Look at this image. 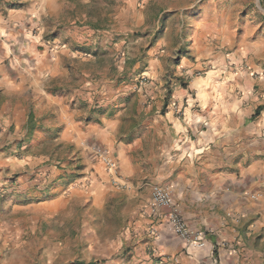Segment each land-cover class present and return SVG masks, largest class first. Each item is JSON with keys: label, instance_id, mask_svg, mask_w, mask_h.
I'll return each instance as SVG.
<instances>
[{"label": "rangeland", "instance_id": "374dc122", "mask_svg": "<svg viewBox=\"0 0 264 264\" xmlns=\"http://www.w3.org/2000/svg\"><path fill=\"white\" fill-rule=\"evenodd\" d=\"M40 1L0 0V56L10 55L1 63L24 73L0 78V264H131L151 227L147 193L164 183L158 173L167 165L158 155L164 139L152 141L158 112L165 113L174 91L195 89L207 72L219 70L207 60L194 69L196 30L206 26L203 41L213 56L225 57L220 71L248 70V44L264 34V0H51L47 18ZM52 54L64 63L44 95L29 70ZM74 104L108 118L131 105V119L119 130L127 135L106 145L112 165L103 161L115 171L120 143L141 139L150 162L148 153H133L132 187L118 182L98 201L90 184L74 190L42 184L38 176L72 154L60 140V118ZM20 178L30 186L21 190Z\"/></svg>", "mask_w": 264, "mask_h": 264}, {"label": "crops", "instance_id": "0c3cea01", "mask_svg": "<svg viewBox=\"0 0 264 264\" xmlns=\"http://www.w3.org/2000/svg\"><path fill=\"white\" fill-rule=\"evenodd\" d=\"M40 2V16L49 17L52 1ZM22 15L23 12L15 16ZM207 30L201 26L194 35L198 41L193 47L198 55L194 69L198 65L203 69L207 60L219 70L207 72L195 83V89L174 91L165 113L158 112L161 122H156L152 139L153 143L164 139L165 146L158 155L167 160L159 172L153 162L154 174L163 173L162 187L170 191L172 204L192 230L205 234L206 245L203 249L187 250L169 230L166 211H152L151 199L147 207L149 234L142 240L146 241L145 247L131 253V264H264V34L257 42L248 44L253 50L249 69L225 73L220 71L225 57L213 56L212 47L202 39ZM41 56L36 57L29 72L47 95L50 92L46 85L55 78V68L61 67L64 59L58 54ZM7 58L10 55L4 52L0 56V78L8 82L10 75L24 77L20 70L14 72L13 65L1 63ZM81 95V99L91 103L90 94ZM187 97L190 98L186 101ZM52 98V102L68 107V100ZM68 109L60 118V140L70 146L72 154L63 166L43 171L38 176L42 184H71L70 188L90 184L98 201L118 182L132 187L136 172L133 153H148L150 162V152L144 151L141 139L120 143L115 171L108 165L106 168L97 154L102 148L108 155L106 145L118 135L126 137L127 132L120 134L119 130L123 121L131 119V105L112 118L106 114L99 116L90 107L87 112L77 104ZM78 168L80 172L73 171ZM77 176L80 178L76 184L70 182ZM20 180L21 190L30 186L26 179ZM56 206L57 202L51 203V207Z\"/></svg>", "mask_w": 264, "mask_h": 264}, {"label": "built area", "instance_id": "2783aa9c", "mask_svg": "<svg viewBox=\"0 0 264 264\" xmlns=\"http://www.w3.org/2000/svg\"><path fill=\"white\" fill-rule=\"evenodd\" d=\"M99 156L112 165L111 161L107 158L102 148L98 149ZM151 209L153 212L164 210L167 213L169 230L171 233L180 239L185 248L188 249H203L206 245V236L202 231L192 230L188 224L182 219L179 210L172 204L171 193L167 188L159 185L151 187Z\"/></svg>", "mask_w": 264, "mask_h": 264}, {"label": "trees", "instance_id": "16d2710c", "mask_svg": "<svg viewBox=\"0 0 264 264\" xmlns=\"http://www.w3.org/2000/svg\"><path fill=\"white\" fill-rule=\"evenodd\" d=\"M259 114V112L257 113V115ZM82 264H84V263H82Z\"/></svg>", "mask_w": 264, "mask_h": 264}]
</instances>
